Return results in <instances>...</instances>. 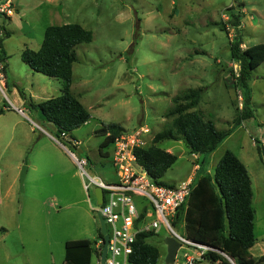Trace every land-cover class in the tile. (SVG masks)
I'll use <instances>...</instances> for the list:
<instances>
[{
	"label": "rangeland",
	"instance_id": "rangeland-1",
	"mask_svg": "<svg viewBox=\"0 0 264 264\" xmlns=\"http://www.w3.org/2000/svg\"><path fill=\"white\" fill-rule=\"evenodd\" d=\"M13 1L18 10L8 15L13 21L4 40L7 70L0 77V264H65L66 242L94 244L100 226L92 209L97 205L95 187L85 188L90 179L68 152L75 151L69 141L80 140L83 152L77 153L88 157L85 169L91 175L111 182L116 180L113 144L104 148L107 155L101 154L104 136L97 131L103 124L119 123L125 131L146 125L148 147L171 125L173 117L165 114L175 105L173 98L202 88L196 109L219 130L234 127L243 90L233 85L231 73L238 74L240 65L231 59V43L237 36L242 49L264 43V0ZM237 12L244 17L239 29L230 24ZM64 23H79L93 32L91 42L76 47L72 92L91 118L73 131L75 139L50 124L39 107H31V101L38 104L62 94L61 79L33 71L20 54L26 47L41 46L47 26ZM253 73L256 116L233 129L208 156L206 169L214 174L228 149L247 166L257 238L252 254L258 257L264 251V160L255 140L264 146V63ZM13 87L25 93L26 104L14 102ZM159 146L178 156L162 178L164 184L196 175L199 155L183 141L167 139ZM141 199L136 196L137 202ZM175 228L184 232L182 225ZM169 234L162 226L148 238L161 251L157 264H167L164 239ZM176 261L185 263L182 250ZM91 264H96L95 255Z\"/></svg>",
	"mask_w": 264,
	"mask_h": 264
},
{
	"label": "trees",
	"instance_id": "trees-1",
	"mask_svg": "<svg viewBox=\"0 0 264 264\" xmlns=\"http://www.w3.org/2000/svg\"><path fill=\"white\" fill-rule=\"evenodd\" d=\"M232 18L230 24L239 29L243 13H232ZM8 34L6 29V36ZM92 40V30L79 23L55 24L46 27L43 42L38 49L26 47L21 51L22 60L33 71L58 77L62 81V94L38 104L31 101V107H39L48 122L54 124L60 132L69 133L74 139L72 132L91 118L89 110L72 92L73 65L78 60L76 47ZM241 43L240 36L231 43V59L240 65L238 74L231 73L233 85L243 90V107L236 110L234 127L222 131L212 120H206L196 109L203 90L191 89L173 98L175 105L165 114L173 117L171 125L158 132L150 146L136 148L138 162L160 184H164L162 178L178 160L175 153L159 146L161 141H183L191 153L199 155L194 187L174 217L175 226L182 225L186 237L209 247L196 264H201L205 259L213 264H264V253L259 257L251 253L257 238L254 193L247 166L235 152L228 149L219 160L214 174L206 169L210 153L231 135L236 126L256 116L252 106L251 80L254 70L264 62V43L244 49L241 48ZM2 59L6 61L4 52ZM6 70L7 65L4 66V73ZM19 93L26 99L22 90ZM3 112L4 108L0 107V114ZM123 131L125 127L119 123L103 124L98 129L97 132L104 136L100 144L102 155L108 154L104 148L113 144L115 137ZM255 141L264 160V146L261 141ZM3 231L4 228H0V232ZM155 234L141 232L137 235L134 251L130 256L131 264L158 263L161 251L148 241ZM98 238H103L100 226ZM94 244L89 240H68L65 264H91L95 254Z\"/></svg>",
	"mask_w": 264,
	"mask_h": 264
},
{
	"label": "built area",
	"instance_id": "built-area-1",
	"mask_svg": "<svg viewBox=\"0 0 264 264\" xmlns=\"http://www.w3.org/2000/svg\"><path fill=\"white\" fill-rule=\"evenodd\" d=\"M14 7L13 0H0V77L5 76L6 62L2 59L7 29L4 18L15 12ZM242 106L243 102L240 101V107ZM149 131L146 125H141L115 137L113 163L116 167V180L111 182L93 176L85 169L89 160L88 157L78 155V140L72 142L75 151L68 149L71 157L82 168V173L90 179V184H85V188L88 190L90 185H94L103 189V203L92 206V209L104 217L109 235L105 264H131L130 256L134 251L137 235L141 232L157 233L162 226L181 242L176 259L182 250L184 264H196L209 247L193 242L180 233L174 224L177 210L191 194L196 175L176 184H160L151 178L136 155V148L145 147L144 134ZM262 141L264 143V137ZM136 196L143 199L137 202ZM103 246L104 238H98L94 244L96 264H101Z\"/></svg>",
	"mask_w": 264,
	"mask_h": 264
},
{
	"label": "water",
	"instance_id": "water-1",
	"mask_svg": "<svg viewBox=\"0 0 264 264\" xmlns=\"http://www.w3.org/2000/svg\"><path fill=\"white\" fill-rule=\"evenodd\" d=\"M63 141L68 142L65 137H62ZM69 144L73 145L72 142L69 141ZM79 153L83 152V149L78 150ZM27 175V166H23L20 174V183L21 187L23 189L24 186V181ZM95 198L97 204L103 203V189L101 187H95ZM99 223H100V229L101 233L104 238V246H103V251H102V256H101V264H105V258L107 254V246L109 242V235L107 233V228H106V223L104 220V217L101 215V213H97ZM165 245H166V263L167 264H175L176 263V256L178 254V250L181 247V242L173 235L169 234L168 236L165 237L164 239Z\"/></svg>",
	"mask_w": 264,
	"mask_h": 264
},
{
	"label": "crops",
	"instance_id": "crops-1",
	"mask_svg": "<svg viewBox=\"0 0 264 264\" xmlns=\"http://www.w3.org/2000/svg\"><path fill=\"white\" fill-rule=\"evenodd\" d=\"M14 2V1H13ZM15 6V5H14ZM15 8V11L16 10H18V8L17 7H14ZM243 12H244V17H247V11H246V9L245 8H243ZM13 15H14V13H13ZM13 15H11V16H5V18H4V24H5V26L7 27V24L8 23H10V22H12L13 21V18H12V16ZM243 17V18H244ZM248 18V17H247ZM246 44V43H245ZM4 47V54H5V57H6V61H7V52H6V49H5V46H3ZM246 47H248V45L246 44ZM21 54V53H20ZM264 63V62H263ZM262 63V64H263ZM262 64H260L256 69H258ZM5 75H6V73H5ZM261 76L260 75H258L256 78H260ZM7 84V83H6ZM230 84V83H229ZM11 94L13 95V100H14V102H16V103H19V104H26V99L25 98H23L22 96H21V94L19 93V90H18V92H17V90H16V88L15 87H13V89L11 90ZM252 102H253V96H252ZM19 111L21 110V108H19L18 109ZM255 110V109H254ZM23 112V111H22ZM262 122V121H261ZM50 123V122H49ZM50 124H52V123H50ZM52 125H54V124H52ZM55 126V125H54ZM72 134H73V132H72ZM74 136V135H73ZM79 142H80V140H78ZM255 143H256V141H255ZM219 147V146H218ZM79 149H82L81 147H79L78 148V150ZM68 150V149H67ZM168 151H170V152H172L171 151V149L169 148V149H167ZM215 151V150H214ZM213 151V152H214ZM212 152V153H213ZM212 153H210V154H212ZM193 154V153H192ZM194 155H198V154H196V153H194ZM197 157V156H196ZM198 163L194 166V170L195 169H197L198 168ZM196 172V171H195ZM194 172V173H195ZM210 172V171H209ZM194 173H192L191 175H189V176H192ZM211 173V172H210ZM251 176V175H250ZM252 179V178H251ZM253 186V185H252ZM183 227V226H182ZM253 248V247H252ZM252 248H251V253H252ZM263 253H264V251H263ZM262 253V254H263ZM261 256V255H260ZM257 257V256H256ZM259 257V256H258Z\"/></svg>",
	"mask_w": 264,
	"mask_h": 264
},
{
	"label": "flooded vegetation",
	"instance_id": "flooded-vegetation-1",
	"mask_svg": "<svg viewBox=\"0 0 264 264\" xmlns=\"http://www.w3.org/2000/svg\"><path fill=\"white\" fill-rule=\"evenodd\" d=\"M177 260V259H176Z\"/></svg>",
	"mask_w": 264,
	"mask_h": 264
}]
</instances>
